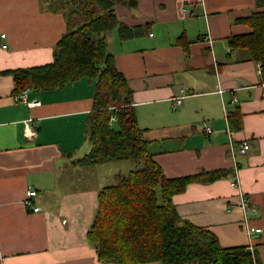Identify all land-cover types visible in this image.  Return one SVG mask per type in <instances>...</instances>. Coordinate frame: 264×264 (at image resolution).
I'll use <instances>...</instances> for the list:
<instances>
[{
  "label": "crops",
  "instance_id": "crops-1",
  "mask_svg": "<svg viewBox=\"0 0 264 264\" xmlns=\"http://www.w3.org/2000/svg\"><path fill=\"white\" fill-rule=\"evenodd\" d=\"M260 1L117 4L119 22L140 35L122 40L115 30L107 42L165 175L227 172L176 195L180 217L209 230L223 248L252 246L264 264V75L248 51L230 45L233 37L253 32L247 20L264 12ZM49 3L0 0V264H117L101 262L87 238L99 192L114 183L119 169L79 163L92 149L88 118L95 83L85 78L63 89L30 90L28 99L41 103L32 108L12 94V72L52 63L68 31L63 12ZM181 95L186 97L174 110L173 98ZM234 113L239 130L230 123ZM27 121L36 132L31 138ZM244 142L249 151L234 157L231 145L237 150ZM28 190L37 192L31 208L25 205ZM242 194L256 214L245 215ZM245 219L262 232L249 235Z\"/></svg>",
  "mask_w": 264,
  "mask_h": 264
},
{
  "label": "trees",
  "instance_id": "trees-1",
  "mask_svg": "<svg viewBox=\"0 0 264 264\" xmlns=\"http://www.w3.org/2000/svg\"><path fill=\"white\" fill-rule=\"evenodd\" d=\"M63 12L67 33L58 42L52 63L12 72L13 96L30 90L63 89L87 78L95 83L93 111L88 118L90 153L81 165L132 162L136 168L117 173L102 188L87 238L99 260L117 264H260L244 247L223 248L206 228L184 220L174 197L192 183H211L226 171L202 172L169 179L153 158L139 127L133 91L109 52L107 34L118 30L122 40L138 37V29L119 22L115 6H136L138 0H49ZM264 3V0L260 1ZM251 34L233 37L231 47L248 51L264 73V12L247 20ZM114 119V120H112ZM241 128L238 114L230 120Z\"/></svg>",
  "mask_w": 264,
  "mask_h": 264
},
{
  "label": "built area",
  "instance_id": "built-area-1",
  "mask_svg": "<svg viewBox=\"0 0 264 264\" xmlns=\"http://www.w3.org/2000/svg\"><path fill=\"white\" fill-rule=\"evenodd\" d=\"M5 37H6V35H1V40L5 39ZM3 48H7V45L6 44L3 45ZM258 67H259V73L264 75V73L262 71V66L260 63H258ZM185 97H186L185 95H181L179 97L173 98V109L174 110H177L182 105ZM17 99L19 102L25 104L29 108L37 107V106L41 105V103L38 99L29 100L26 93L21 94ZM233 103H236V99L233 100ZM112 120H114V119H112ZM206 132L208 134H210L212 132L211 127L207 126ZM228 132L230 135L233 134L230 130H228ZM26 135H27V137H30V138L36 135V132L31 128L30 121H27V123H26ZM249 149H250V145L246 142H244L242 144V146L237 150L235 147H233V145H231V152H232L234 157L237 155H245L249 151ZM36 194H37V192L35 190H28L27 195H26V199H25V205L27 207H29V208L32 207V198L34 196H36ZM241 208L243 209L245 215H248L249 211H251L253 214L257 213V208L253 205L252 206L250 205L249 199L244 194L241 195ZM32 209L34 212L40 211L39 207H33ZM245 223H246L247 231H248L249 235L252 236L254 234H258V233L262 232L261 229L250 227V225L246 219H245ZM250 251H251L253 259L255 261L254 249L252 246L250 247Z\"/></svg>",
  "mask_w": 264,
  "mask_h": 264
},
{
  "label": "rangeland",
  "instance_id": "rangeland-1",
  "mask_svg": "<svg viewBox=\"0 0 264 264\" xmlns=\"http://www.w3.org/2000/svg\"><path fill=\"white\" fill-rule=\"evenodd\" d=\"M112 165H114V167L119 168L117 169L118 173H124V174H127L129 171L136 168V165L132 162H118V163L116 162V163H112Z\"/></svg>",
  "mask_w": 264,
  "mask_h": 264
}]
</instances>
